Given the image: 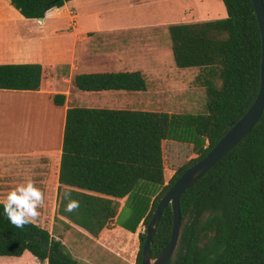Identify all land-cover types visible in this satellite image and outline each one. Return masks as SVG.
I'll list each match as a JSON object with an SVG mask.
<instances>
[{"label": "trees", "instance_id": "1", "mask_svg": "<svg viewBox=\"0 0 264 264\" xmlns=\"http://www.w3.org/2000/svg\"><path fill=\"white\" fill-rule=\"evenodd\" d=\"M5 1L23 18L39 19L71 0ZM221 1L224 18L167 25L175 66L199 69L194 83L205 93L203 111L67 106L53 215L63 231L98 240L116 223L135 232L143 219L135 263L141 264L146 228L161 197L251 106L260 85L256 13L252 0ZM53 77L50 65L0 64V89L48 91ZM71 84L85 92L147 89L140 71L75 74ZM53 103L64 105L65 95L54 94ZM194 151H199L195 158ZM165 171L174 172L167 184ZM141 181L162 190L149 207L141 201L133 225L118 222L121 199L133 196ZM65 192L79 208L65 210ZM180 214L179 240L166 264H264V111L251 131L183 192ZM172 218L168 205L150 241L152 256L168 243ZM24 252L40 263L81 264L45 224L12 225L0 201V256Z\"/></svg>", "mask_w": 264, "mask_h": 264}, {"label": "crops", "instance_id": "2", "mask_svg": "<svg viewBox=\"0 0 264 264\" xmlns=\"http://www.w3.org/2000/svg\"><path fill=\"white\" fill-rule=\"evenodd\" d=\"M94 1L101 0H71L59 8L50 9L43 21H39L23 18L7 1L0 0V64H43L50 65L54 71L48 91L0 89V99L35 98L46 103L60 119L52 140L38 147L31 144L26 134L15 141L3 137L0 119V187L8 192L28 179L34 181L40 178L37 187L42 192L54 193V209L65 114L72 102L70 97L84 98L86 103L78 102L79 106L122 109L116 94L125 92L81 91L72 86L73 76L93 72L140 71L147 81L149 74L162 73L165 65L162 56L166 50L159 42V31L164 30L169 37V24L203 21V0H193L187 5H183L181 0H149L152 4L162 2L164 7L152 12L156 16L154 19L134 23L113 19L103 21L101 13L92 12L91 3ZM73 2H85L96 21H91L87 15L86 19L90 18L91 22H81L71 6ZM170 48L169 42L168 55L165 53L168 59ZM56 93L65 95L64 105L53 103ZM113 97L115 99L111 101ZM2 111L9 116L0 100V114Z\"/></svg>", "mask_w": 264, "mask_h": 264}, {"label": "rangeland", "instance_id": "3", "mask_svg": "<svg viewBox=\"0 0 264 264\" xmlns=\"http://www.w3.org/2000/svg\"><path fill=\"white\" fill-rule=\"evenodd\" d=\"M192 2L193 0H181L183 5ZM91 5L94 8L92 12L101 13L100 18L103 21L105 19L112 21L113 19L133 23L154 19L156 16H153L152 12L164 7L162 2L152 4L151 2L149 3V0H101L94 1ZM175 5L178 6L179 3ZM201 5L203 20L226 17L225 8L221 0H203ZM71 6L74 7L75 12L80 16L81 22L90 23L91 21H96V18L89 13L90 8H87L88 5L85 2H73ZM87 15L90 16L91 21L90 18L86 19ZM158 37L160 39L159 42L166 50L164 56H162V62L165 64L162 68V73L148 75L146 91L116 94V100L121 103L119 107L122 109L161 111L172 114H197L203 111L205 93L201 87L194 83V78L198 74L199 69L195 67L177 68L173 61L171 48L170 58L166 57L170 42L166 32L160 30ZM70 99L72 100L71 104L84 101V98L81 97L72 96ZM114 99L113 97L111 101ZM0 100L4 110L9 113V116L3 111L0 114L3 125V137L15 141L18 137H23L26 134L28 140L32 142L31 144L38 147L46 145L49 142L48 140H52L55 136L60 119L46 103L35 98L26 97H2ZM198 153L199 151H194L192 157L195 158ZM173 174L174 172L172 171H165V184L168 183ZM39 179H34L33 181L36 186L39 185ZM137 186L139 188L136 189L133 196L125 197L121 200L124 205L118 216V222L122 220L128 225H133L138 218L141 201L145 205L147 203V207H149L155 196L162 190L160 186H153L151 183L143 181L139 182ZM7 193L6 190L0 187V200H4ZM43 194L44 203L39 208L40 214L33 221L45 224L54 237L61 235L67 250L81 264L136 263L139 247L137 235L144 231L143 219L140 220L135 232L125 230L116 223L100 239L93 240L76 230L63 231L61 225L54 221V193L43 192ZM45 263H40L29 252H24L20 257L0 256V264Z\"/></svg>", "mask_w": 264, "mask_h": 264}, {"label": "water", "instance_id": "4", "mask_svg": "<svg viewBox=\"0 0 264 264\" xmlns=\"http://www.w3.org/2000/svg\"><path fill=\"white\" fill-rule=\"evenodd\" d=\"M261 34L260 85L257 96L245 114L237 120L199 161L190 165L161 197L146 228L141 264H166L174 253L180 235V199L183 192L206 174L221 158L232 150L255 126L264 111V1L252 0ZM43 21V18H39ZM172 209L171 235L165 247L155 256L150 241L157 229L163 210Z\"/></svg>", "mask_w": 264, "mask_h": 264}, {"label": "clouds", "instance_id": "5", "mask_svg": "<svg viewBox=\"0 0 264 264\" xmlns=\"http://www.w3.org/2000/svg\"><path fill=\"white\" fill-rule=\"evenodd\" d=\"M64 197L68 201L65 208L67 212L79 208V201L71 199L70 193L65 192ZM43 203V192L31 179H28L8 191L3 200V214L12 225L23 228L39 216V208Z\"/></svg>", "mask_w": 264, "mask_h": 264}]
</instances>
